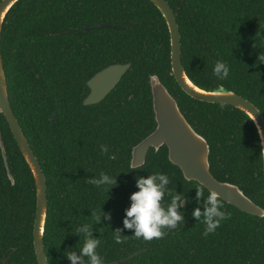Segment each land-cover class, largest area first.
<instances>
[{
	"label": "trees",
	"instance_id": "trees-1",
	"mask_svg": "<svg viewBox=\"0 0 264 264\" xmlns=\"http://www.w3.org/2000/svg\"><path fill=\"white\" fill-rule=\"evenodd\" d=\"M1 1V0H0ZM180 28L182 63L190 80L211 91L223 85L251 101L264 117V0H167ZM107 24L119 29L82 27ZM1 54L9 101L46 177L48 213L44 246L48 264H71L79 251L75 229L89 224L100 239L103 264H264V217L247 214L222 200L230 219L215 233L193 219L196 181L184 178L168 158V148H151L146 162L131 168L132 150L156 128L150 77L157 75L193 127L210 146V170L264 208L262 147L255 125L239 109L187 95L171 68L167 23L149 0H20L7 14ZM217 61L227 79L213 74ZM131 63L117 87L100 103L85 106L87 82L112 65ZM55 115V117H54ZM0 130V262L38 264L34 249L36 185L3 114ZM101 145L109 152L102 154ZM115 155V159L109 156ZM104 172L117 185L97 188L85 181ZM166 174L170 192L184 195L185 223L163 239H136L124 229L125 210L138 191V177ZM107 189V190H105ZM208 190L204 187L205 198ZM171 197L165 195L164 204ZM203 210V209H201ZM102 216L96 224L92 212ZM122 230L123 244L113 233ZM144 252L128 258L135 252ZM87 264V258H85Z\"/></svg>",
	"mask_w": 264,
	"mask_h": 264
},
{
	"label": "water",
	"instance_id": "water-1",
	"mask_svg": "<svg viewBox=\"0 0 264 264\" xmlns=\"http://www.w3.org/2000/svg\"><path fill=\"white\" fill-rule=\"evenodd\" d=\"M20 0H1L0 1V114H3L10 130L17 142V145L25 158L33 174L36 185V214L34 221L33 239L34 249L38 264H48L45 246L44 232L48 213V193L46 177L43 169L34 154L28 139L16 118L8 94L7 78L5 74L2 54H1V35L5 18L9 11ZM164 17L170 34V57L172 73L181 87V89L195 100L230 105L244 112L255 125L262 150H264V117L260 110L248 99L224 88L222 95H214L216 90H205L195 85L183 67L182 63V44L180 28L176 15L167 0H149ZM82 30L88 32L92 29H119L116 26L107 24H96L91 27H82ZM131 68V63L112 64L97 72L89 81L87 86L90 89L89 94L83 101L85 106L98 104L103 101L120 83L123 76ZM150 86L152 90L153 109L157 126L155 130L143 139L132 150L131 168H138L145 164L148 153L151 148L158 151L162 146L168 148V158L170 162L178 166L183 176L188 181H196L203 185L207 190L216 191L226 203L233 205L239 210L258 217H264V208L253 202L239 186L217 180L210 170V146L207 140L198 134L181 112L176 99L170 94L157 75L150 77ZM0 147L5 161L7 174L12 184L15 183L11 173L5 144L0 130ZM263 173H264V158ZM140 250L133 253L128 258L144 252ZM10 258L6 256L0 264H9Z\"/></svg>",
	"mask_w": 264,
	"mask_h": 264
},
{
	"label": "clouds",
	"instance_id": "clouds-1",
	"mask_svg": "<svg viewBox=\"0 0 264 264\" xmlns=\"http://www.w3.org/2000/svg\"><path fill=\"white\" fill-rule=\"evenodd\" d=\"M258 63H264V53L259 55ZM229 72V66L225 62L217 61L215 63L213 74L217 79H227ZM224 91L223 85H220L213 94L219 96ZM261 138L264 140V135L261 134ZM100 150L105 155L109 152L107 145H101ZM115 158L114 154L109 156V159ZM260 158H264V150L261 151ZM85 182L100 188L117 185V178H112L101 172L98 178H90ZM169 183V177L162 173L150 174L147 178H137L136 187L139 190L131 195V204L125 210V219L123 220L124 229L134 230L133 236L136 239L142 238L147 242L163 239L167 235L166 230H175L180 224L185 223L184 213L180 209L185 207L186 198L177 192H170L167 187ZM166 194L171 197L167 206L164 204ZM196 199L198 203L203 201V205L192 211V217L205 225L203 235L207 237L209 234L215 233L222 221L230 219L231 213L222 210V198L216 191L209 189L205 198L203 185L196 189ZM102 217L109 221L112 219L110 213L102 211L101 216L92 212L91 218L96 224L101 223ZM75 231L78 236L83 237V245L78 252L67 251L65 253L71 264H86L85 258H87V264H103L102 258L96 251L100 245V239L94 238L92 226L84 224L76 228ZM112 233L114 242L117 244H123L127 239V236L122 235L121 229H116Z\"/></svg>",
	"mask_w": 264,
	"mask_h": 264
},
{
	"label": "flooded vegetation",
	"instance_id": "flooded-vegetation-1",
	"mask_svg": "<svg viewBox=\"0 0 264 264\" xmlns=\"http://www.w3.org/2000/svg\"><path fill=\"white\" fill-rule=\"evenodd\" d=\"M3 59V58H2ZM4 64V63H3ZM54 117H55V115H54Z\"/></svg>",
	"mask_w": 264,
	"mask_h": 264
}]
</instances>
